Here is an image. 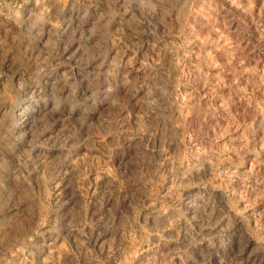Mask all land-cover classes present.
Wrapping results in <instances>:
<instances>
[{
	"label": "rangeland",
	"instance_id": "374dc122",
	"mask_svg": "<svg viewBox=\"0 0 264 264\" xmlns=\"http://www.w3.org/2000/svg\"><path fill=\"white\" fill-rule=\"evenodd\" d=\"M0 264H264V0H0Z\"/></svg>",
	"mask_w": 264,
	"mask_h": 264
}]
</instances>
